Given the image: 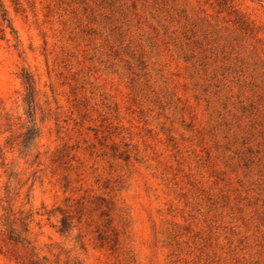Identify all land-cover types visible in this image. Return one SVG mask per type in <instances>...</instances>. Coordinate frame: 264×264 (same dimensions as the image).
I'll list each match as a JSON object with an SVG mask.
<instances>
[{
    "label": "rangeland",
    "instance_id": "374dc122",
    "mask_svg": "<svg viewBox=\"0 0 264 264\" xmlns=\"http://www.w3.org/2000/svg\"><path fill=\"white\" fill-rule=\"evenodd\" d=\"M0 204L46 264H264V0H0Z\"/></svg>",
    "mask_w": 264,
    "mask_h": 264
},
{
    "label": "trees",
    "instance_id": "16d2710c",
    "mask_svg": "<svg viewBox=\"0 0 264 264\" xmlns=\"http://www.w3.org/2000/svg\"><path fill=\"white\" fill-rule=\"evenodd\" d=\"M4 20H7L4 18ZM23 82L26 86L27 96L26 101L29 106L28 113L32 114L34 111V99H35V91L36 84L34 78L27 72L22 75ZM25 139L27 138H35L37 134L35 133V129L32 128L28 130L25 134ZM1 201H3L1 199ZM5 202L9 205L8 195L6 196ZM0 207L3 210H6L5 213H0V220L4 219L3 225L5 229L0 230V251L4 246L12 245L13 247L22 246L25 249H29V252L19 253L18 251H14L15 258L21 262V264H46L42 261L39 256L34 252V247H32V243L29 237V216H19L16 217V212L13 211L11 207H4L0 204ZM22 214V212L20 213ZM72 229V222L69 218V214L64 215L61 218V225L59 227V232L62 234L68 233ZM5 243V245L3 244ZM46 260V258H43Z\"/></svg>",
    "mask_w": 264,
    "mask_h": 264
}]
</instances>
